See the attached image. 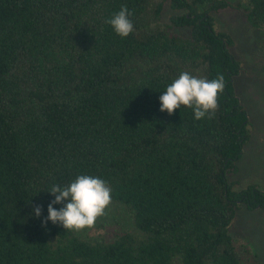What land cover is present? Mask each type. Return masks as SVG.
Segmentation results:
<instances>
[{"label":"trees","instance_id":"16d2710c","mask_svg":"<svg viewBox=\"0 0 264 264\" xmlns=\"http://www.w3.org/2000/svg\"><path fill=\"white\" fill-rule=\"evenodd\" d=\"M242 3L247 25L264 30V0ZM125 5L134 31L121 38L106 21ZM165 5L177 11L166 21ZM227 6L0 0V264H262L244 263L230 235L239 208L264 214V191L228 180L251 122L234 86L233 39L214 27L212 14ZM182 72L223 74L214 115L160 111ZM80 175L106 182L109 206L129 215L133 233L90 239L42 226L51 187Z\"/></svg>","mask_w":264,"mask_h":264},{"label":"rangeland","instance_id":"374dc122","mask_svg":"<svg viewBox=\"0 0 264 264\" xmlns=\"http://www.w3.org/2000/svg\"><path fill=\"white\" fill-rule=\"evenodd\" d=\"M225 1L228 6L212 14L214 27L233 39L231 53L240 63L234 86L251 122V137L237 163V172L229 174L228 180L235 190L253 184L264 191V70L259 53L264 30H256L247 25L242 0ZM175 14L177 11L165 5L162 15L164 21ZM177 32L188 36L187 30ZM119 230L134 232L129 215L123 210L108 206L92 228L76 233L90 239L108 240ZM230 235L244 263L256 257L264 264V214L261 211L250 212L244 207L239 208L230 228Z\"/></svg>","mask_w":264,"mask_h":264},{"label":"clouds","instance_id":"9594fccd","mask_svg":"<svg viewBox=\"0 0 264 264\" xmlns=\"http://www.w3.org/2000/svg\"><path fill=\"white\" fill-rule=\"evenodd\" d=\"M131 15L132 13L125 5L106 23L111 25L118 36L127 38L134 31L133 22L129 18ZM224 87L223 74L208 80L182 72L160 95V111L167 112L171 116L175 110L184 106L193 110L196 120H201L210 113L215 114L218 108V97ZM49 192L55 199L48 205V216L42 221L43 227L51 221L53 225H62L67 230L81 231L92 228L111 203V189L106 182L88 175H80L64 187L53 185ZM65 201L64 206L56 210L54 205ZM41 212V206L34 208L37 218L41 216Z\"/></svg>","mask_w":264,"mask_h":264}]
</instances>
